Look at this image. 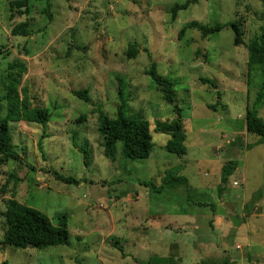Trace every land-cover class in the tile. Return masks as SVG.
Instances as JSON below:
<instances>
[{
	"label": "rangeland",
	"instance_id": "374dc122",
	"mask_svg": "<svg viewBox=\"0 0 264 264\" xmlns=\"http://www.w3.org/2000/svg\"><path fill=\"white\" fill-rule=\"evenodd\" d=\"M20 1L0 0L2 116L8 79L20 65L16 94L50 118L45 128L9 124L18 159L0 165V264H264V140L245 122L263 83L261 61L248 47L259 41L264 2L198 0L173 22L172 7L188 0H50L51 19L45 2L27 0L25 14ZM22 23L31 36L13 37ZM191 23L225 27L205 39L187 28L179 38ZM229 23L242 32V45H235ZM152 65L173 84L183 157L168 154L169 137L155 131L177 113L147 76ZM120 90L127 116L150 125L146 160H122L120 146L114 163L103 154L98 117H115ZM84 91L88 103L74 96ZM257 117L264 123V98ZM232 161L237 168L220 194L222 169ZM170 170L189 188L160 190ZM9 201L54 226L65 215L70 245H4Z\"/></svg>",
	"mask_w": 264,
	"mask_h": 264
},
{
	"label": "trees",
	"instance_id": "16d2710c",
	"mask_svg": "<svg viewBox=\"0 0 264 264\" xmlns=\"http://www.w3.org/2000/svg\"><path fill=\"white\" fill-rule=\"evenodd\" d=\"M37 2H45L46 9L44 14L51 19L50 13V0H34ZM198 0H188L183 5H175L172 7L170 16L174 22L177 14L180 11L187 10L190 5L196 4ZM264 2V0H262ZM27 0L18 2V7L25 9V14L28 13ZM264 23V14H263ZM225 26L204 27L197 23H191L188 27L182 29L179 33V38L185 30L194 29L200 33L202 38H208L211 35L218 33ZM227 27L231 28L234 33V43L236 46L243 44V34L239 27L233 23H229ZM32 34L27 23L16 25L11 35L13 37H30ZM135 45H130L129 56L133 57ZM4 47H0V54ZM248 51L254 54L260 62V72L263 78V83L258 94L256 101V108L247 109L245 115L246 131L249 134L255 135L264 140V123L257 117V106L261 104L264 98V24L261 29L258 42H253L249 45ZM16 74L11 75L8 79L7 86V114L2 116V106L0 102V165L7 163L8 161H16L17 155L13 152L11 145V133L9 129L10 123H18L21 120H25L30 124L40 125L43 128L49 122V113L46 109L30 108L27 97L22 100L19 99L16 94V87L19 84L17 78H19L25 71L22 66L15 67ZM147 76L151 79L152 83L160 89L165 101L169 105H173L174 111L177 113V118L173 122L162 123L157 122L155 125V131L157 133L166 135L169 137L164 149L168 154L183 157L186 154L185 149V134L181 126V116L179 108L174 104L173 99V84L166 78L160 77L154 65L151 66L147 72ZM206 84L213 85L211 82ZM74 96L85 103L89 102L87 92H75ZM127 102L123 96L122 90L119 92V105L116 109V115L113 119L100 114L98 117V134L103 139V154L107 160L111 163L116 161L117 149L120 146V156L124 161L134 162L138 160H146L149 158L153 143L150 133L149 123L142 118H130L127 116L126 110ZM84 119H80L82 122ZM260 141V142H261ZM83 161L85 165L88 163V154L82 150ZM237 162L232 161L228 165L224 166L221 174V185L219 187V193L223 192V186L226 185L228 177L236 170ZM177 170H170L166 172L160 190L172 189L178 186H185L189 188L188 182L185 178L178 175ZM57 180L66 184H76L71 179H64L56 176ZM148 186V184H145ZM262 194H258L253 198L255 202L260 200ZM6 231L3 236V244L10 246L17 250L36 249L44 250L54 247H68L69 234L67 232V217L65 215L57 219V224L54 226L51 221L41 214L40 212L22 206L16 202L9 201L6 205V211L4 213ZM140 264V262L135 261ZM1 264H8L3 262ZM141 264H151L149 262Z\"/></svg>",
	"mask_w": 264,
	"mask_h": 264
}]
</instances>
